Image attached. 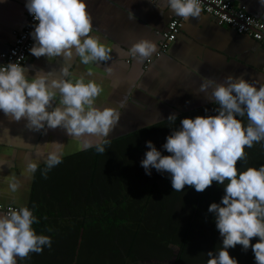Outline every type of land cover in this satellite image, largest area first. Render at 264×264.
<instances>
[{"label": "clouds", "instance_id": "1", "mask_svg": "<svg viewBox=\"0 0 264 264\" xmlns=\"http://www.w3.org/2000/svg\"><path fill=\"white\" fill-rule=\"evenodd\" d=\"M260 3L264 6V0ZM165 4L171 13L185 21L199 18L202 12L200 0H165ZM25 7L38 22L31 33L35 42L31 54L49 61L61 58V66L48 72L40 69L31 78L30 69L20 62L0 66V111L10 122L25 120L30 131L47 134L49 129L60 128L80 142L79 150L95 148L96 152L105 153L110 143L108 137L119 123L121 113L116 108L97 106L103 86L94 79H85V75L93 76L91 68L78 78L73 77L71 69L77 58L85 66L111 60L113 47L90 35L93 21L86 0H26ZM116 52L141 63L158 54L156 44L147 39L135 42L127 52L123 49ZM107 71L111 74L112 68ZM197 92L218 106L215 109L218 114L184 118L180 129L174 130L163 145L171 155H162L148 141L150 150L141 166L148 175L153 168L169 173L174 192L183 191L186 185L197 192H204L213 182L224 185L221 202L212 203L208 209L215 214L223 247L218 254L207 253V264H239L228 251L237 245H242L245 251L251 248L256 264H264V165L245 171L237 167L238 162H247L246 147L264 141V84L250 82L243 75H229L223 83L204 78ZM245 116L246 126L237 118ZM176 120V114L169 115V122ZM3 132L0 143L32 149L25 156L22 175L31 178L42 160L45 167L41 174L47 179L48 172L62 163L63 143L52 142L51 150L45 151L46 144L43 149L40 145H22L17 137L8 134L7 128ZM4 165L14 167L11 162L0 160V168ZM6 180L9 194L22 187L15 175ZM35 223L39 220L27 206L0 210V264H17L32 253H42L45 246L51 248L52 239L38 235L33 228ZM254 237L259 241L253 245Z\"/></svg>", "mask_w": 264, "mask_h": 264}, {"label": "crops", "instance_id": "2", "mask_svg": "<svg viewBox=\"0 0 264 264\" xmlns=\"http://www.w3.org/2000/svg\"><path fill=\"white\" fill-rule=\"evenodd\" d=\"M231 1L246 4L251 14L264 20V6L260 0ZM86 3L93 21L90 35L100 37L114 51L111 60L99 65L85 66L77 58L71 71L73 77L78 78L91 68L93 76L85 75V79H94L103 86V92L96 101L97 106L120 111V121L111 131L109 140L123 135H145L141 131L148 128L154 129L152 132L155 135H171L174 130L180 129V122L184 118L217 115L215 109L218 106L207 101L203 93L197 92L204 78L223 83L229 75H243L250 82L264 84V43L247 33H239L219 24L215 17L203 10L199 18L185 21L169 11L165 0H86ZM25 4L26 0H0V53L13 43L14 32L26 25L29 12ZM157 7L162 9L163 14ZM172 18L183 21L179 34L166 52L160 56L153 54L148 64L146 60L141 63L116 52V49L127 52L132 44L141 39L154 42L158 51L161 33ZM23 66L30 69L28 75L31 78L40 69L46 72L59 70L61 58L49 61L46 57L36 58L29 52ZM108 67L112 68L111 74L107 71ZM121 104L124 106L121 107ZM171 114L177 116L175 123L168 121ZM237 118L247 125L246 116ZM26 123L25 120L10 122L0 111V135H5L3 129L7 128L8 134L17 137L18 143L40 145L42 149L46 144L45 151L51 150L52 142L63 143L62 163L51 169L45 179L41 174L45 164L41 160L37 172L29 178L22 173L26 167L25 156L32 149L23 146L13 148L6 142L0 143V160L14 165L12 168L7 165L0 168V203L27 206L39 220V223L33 224L36 233L52 239L51 248L45 246L42 253H32L29 258L18 260L17 264H60L56 259H60L61 254L54 253L63 251L67 245L70 249L71 243L58 237L78 233L75 208L79 179H83L86 187L92 190L94 172L91 166L78 164L80 142L71 139L64 130L49 129L47 134H43V131L28 130ZM245 151L247 162H238V169L259 168L255 166V161H264V141L255 143L251 148L246 147ZM13 175L21 180L22 187L18 192L9 194L6 178L10 179ZM158 184L164 189L171 185V179H161ZM224 195L222 193L216 201L218 204ZM212 224L213 227L209 229L198 224L192 230L187 252L184 253L186 260L182 264H207L208 252L218 254L223 247V238L215 223ZM258 241L259 238L254 237L251 244ZM228 251L239 264H256L251 248L245 251L242 245H237ZM173 260L166 261V264H173ZM147 262L157 264L160 260L153 258Z\"/></svg>", "mask_w": 264, "mask_h": 264}, {"label": "trees", "instance_id": "3", "mask_svg": "<svg viewBox=\"0 0 264 264\" xmlns=\"http://www.w3.org/2000/svg\"><path fill=\"white\" fill-rule=\"evenodd\" d=\"M152 131L109 140L103 154L95 148L78 153V164L93 169L94 186L91 190L79 179L78 233L58 237L71 243L70 249L66 244L54 253L61 254L56 259L60 264H148L153 258L160 260L157 264L171 259L182 264L192 230L198 224L213 227L215 214L208 209L225 193L224 185L213 182L204 192L187 185L181 192H174L172 184L161 189L158 182L171 175L154 168L148 175L141 166L150 150L148 141L162 155H171L163 147L169 135ZM255 164L260 167L264 161L257 159Z\"/></svg>", "mask_w": 264, "mask_h": 264}, {"label": "built area", "instance_id": "4", "mask_svg": "<svg viewBox=\"0 0 264 264\" xmlns=\"http://www.w3.org/2000/svg\"><path fill=\"white\" fill-rule=\"evenodd\" d=\"M200 6L205 13L215 17L219 24L227 25L239 33H247L264 43V20L251 14L246 4L234 3L231 0H200ZM36 23L38 22L29 13L24 28L14 32L13 43L0 53V66H6L9 62H20L23 65L27 61L30 49L35 43L31 33ZM182 25L181 18H172L169 21L167 28L161 33L157 56L169 49ZM151 60L147 59L146 64ZM10 207L19 208L16 205L0 203V210L7 211Z\"/></svg>", "mask_w": 264, "mask_h": 264}]
</instances>
